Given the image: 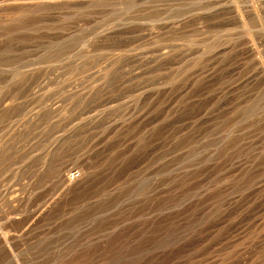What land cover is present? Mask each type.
<instances>
[{"label":"rangeland","instance_id":"obj_1","mask_svg":"<svg viewBox=\"0 0 264 264\" xmlns=\"http://www.w3.org/2000/svg\"><path fill=\"white\" fill-rule=\"evenodd\" d=\"M0 264H264V0H0Z\"/></svg>","mask_w":264,"mask_h":264}]
</instances>
